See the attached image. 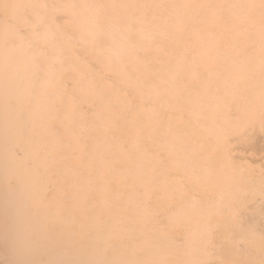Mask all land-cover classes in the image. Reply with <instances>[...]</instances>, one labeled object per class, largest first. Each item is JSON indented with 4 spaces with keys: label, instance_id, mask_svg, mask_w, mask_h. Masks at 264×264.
Wrapping results in <instances>:
<instances>
[{
    "label": "bare ground",
    "instance_id": "obj_1",
    "mask_svg": "<svg viewBox=\"0 0 264 264\" xmlns=\"http://www.w3.org/2000/svg\"><path fill=\"white\" fill-rule=\"evenodd\" d=\"M0 264H264V0H0Z\"/></svg>",
    "mask_w": 264,
    "mask_h": 264
}]
</instances>
